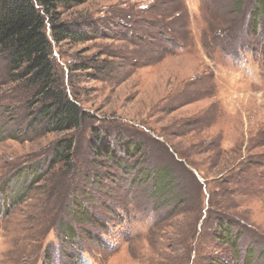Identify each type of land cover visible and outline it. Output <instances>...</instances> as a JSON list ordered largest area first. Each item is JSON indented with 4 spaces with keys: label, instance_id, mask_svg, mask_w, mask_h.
Instances as JSON below:
<instances>
[{
    "label": "rangeland",
    "instance_id": "obj_1",
    "mask_svg": "<svg viewBox=\"0 0 264 264\" xmlns=\"http://www.w3.org/2000/svg\"><path fill=\"white\" fill-rule=\"evenodd\" d=\"M42 1L33 0L39 9ZM255 6L256 0H87L59 7V23L92 34L86 43L51 41L63 91L88 114L69 134L31 124L35 89L13 79L0 51V194L24 182L15 178L23 167L46 163L58 141L75 143L70 166L40 170L44 179L20 204L8 215L0 211V264H64L59 225L70 223L75 197L109 228L106 246L84 253L87 264H214L218 257L238 264L213 237L223 217L244 232L240 264L249 244L258 240L256 254L264 250V22L253 35ZM94 131L112 138L115 149L129 140L141 145L142 171L173 167L186 191L176 211L173 203L155 207L153 182L131 185L137 159L128 158L122 172L92 155ZM95 174L104 189L89 183Z\"/></svg>",
    "mask_w": 264,
    "mask_h": 264
},
{
    "label": "trees",
    "instance_id": "obj_2",
    "mask_svg": "<svg viewBox=\"0 0 264 264\" xmlns=\"http://www.w3.org/2000/svg\"><path fill=\"white\" fill-rule=\"evenodd\" d=\"M256 1L257 6L253 9L251 17L254 27L251 31L253 35H257V28L264 22V0ZM86 2L87 0H44L40 3L39 9L33 0H0V51L7 54L13 79L18 82L26 81L35 89L33 98L29 101L32 108L31 124L43 126L47 133H72L82 127L88 119V114L81 109L77 99L69 98L63 91L55 75L51 51V41L56 45H62L65 42L86 43L91 40V32L80 31L78 28L73 30L68 25L59 23L60 18L57 12L59 7L69 9L84 5ZM47 23L51 26L50 38L52 40L48 37ZM162 36L165 38L163 34ZM170 47H176V45ZM160 49L164 52L171 48L161 47ZM84 68L91 69L85 66ZM93 136L96 140L92 145V155L97 159L107 158L109 164L113 165L115 169L125 172L128 168L126 164L128 158L137 159L134 166L139 170L132 176L130 183L134 188L141 189L153 182L154 192L152 194L157 198L155 207H166L169 204H175V201L176 204L183 202V200L180 201V193L186 191L182 186H177L176 171L173 167L165 166L147 173L139 167L138 156L139 152H142L141 145L129 140L119 149H115L111 143L112 138L108 140L107 137H103L96 131ZM74 151V141L62 139L54 146L51 158L46 163L31 164L17 172L16 176L14 175L15 178L19 176L18 178L24 182H18L17 187L14 183V187L10 188V194H0L2 214L8 215V212L24 199L26 190L44 179L40 170L45 168L46 172H50L60 164L70 166L74 158ZM99 177L98 174L91 177L89 181L91 186L96 187L103 183ZM97 187L104 189V186ZM175 189L180 192L175 193ZM176 204L172 206L173 211L177 209ZM68 214L70 223L63 224L61 222L59 225L60 235L67 244L63 252L66 254L64 264H87L84 253L89 248L106 246L107 241L104 239V235H108L109 232V228L106 226L107 219L94 215L89 208L80 204L76 197L72 201ZM75 225L80 226V234ZM88 229H98L99 232L85 231ZM213 237L219 244L226 246L230 251L232 250L234 260L238 264L241 263L240 244L243 241L244 232L241 229H236L232 219L219 218ZM259 246L260 241L257 240L254 245L251 243L245 247V258L242 264H254L257 258H264L262 249H259V254H256ZM45 257H48V248L45 251ZM221 259V257L210 259V262L227 264Z\"/></svg>",
    "mask_w": 264,
    "mask_h": 264
}]
</instances>
